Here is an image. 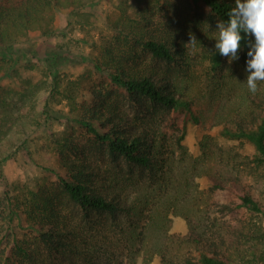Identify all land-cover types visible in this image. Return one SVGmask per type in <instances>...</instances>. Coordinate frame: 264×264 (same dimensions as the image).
I'll use <instances>...</instances> for the list:
<instances>
[{"label": "trees", "instance_id": "obj_1", "mask_svg": "<svg viewBox=\"0 0 264 264\" xmlns=\"http://www.w3.org/2000/svg\"><path fill=\"white\" fill-rule=\"evenodd\" d=\"M103 1L0 0V264H50L46 258L69 255L87 256L88 263L94 264L98 261L93 255L100 252L109 260L115 243L109 234L114 230L116 240L133 246L139 225L142 230H160L162 240L154 246L147 244V252L159 255L161 264H264V224L252 217L264 214V89L255 94L243 89L239 101L229 107L219 104L222 99L213 93L218 105L212 112L213 107L204 108L190 92L175 85L170 74L145 65L147 54L182 69L193 64L195 58L179 35L175 16L174 22L167 24L174 31L155 24L153 15L163 8L166 13L173 12L171 0H147L139 10L127 12L118 7L106 15L98 36L83 38L96 51L90 67L127 95L148 98L180 114L178 147L182 155L186 148L180 141L187 123L202 125L208 120L221 124L220 134L225 139L251 144L252 153L214 150L207 135L201 154L176 170L162 136L125 111L110 107L101 88L85 87L79 77L62 81L54 76L51 90L44 95L42 84L30 77L19 81L13 75L16 66L35 56L22 46L31 31L61 38L66 30H59L55 23L61 9L67 10L65 28L92 26ZM188 3L195 17L211 24L227 20L226 13L235 6V0ZM240 34L243 39L237 56L246 65L248 43L254 42V37ZM214 46L206 48L203 58L221 79L228 57ZM2 81H11L12 86ZM56 97L75 113L70 116L68 134L81 129L92 142L106 148L111 158L108 171L82 157L84 148L68 134L50 135L53 149L42 161L30 151L31 133L50 127L56 117L51 111ZM25 107L30 112H24ZM21 152L41 166V178L33 187H21L4 175V163ZM52 173L57 180L46 182ZM143 173L150 184L142 183ZM197 173L206 175L212 188L232 189L237 199L224 207L251 214L236 230L224 232L209 218L213 203L190 201L192 189H196L191 179ZM129 187L136 190L134 196L127 192ZM76 211L81 212L78 220L73 217ZM171 212L187 224L182 241L189 249L183 257L167 247L166 239L177 234L162 230Z\"/></svg>", "mask_w": 264, "mask_h": 264}, {"label": "rangeland", "instance_id": "obj_2", "mask_svg": "<svg viewBox=\"0 0 264 264\" xmlns=\"http://www.w3.org/2000/svg\"><path fill=\"white\" fill-rule=\"evenodd\" d=\"M171 1L173 12L170 10V14L166 13L163 8L160 14L153 15L155 24L158 27H165L174 31L167 24L171 21L174 22L173 17L175 16V21L178 22L176 27L179 35L185 39L186 43L188 44L189 42L190 34L195 36L196 44L187 45L195 58L193 64L189 68L182 69L178 64L169 65L162 60L150 58L148 54L143 57L144 64L170 74L175 85H178L179 88L186 92H190L198 99L199 103L205 106L204 108L213 107L211 108L212 112L218 105L215 102L216 99L213 93H217L219 99H222L219 104L229 107L232 103H236L239 101L243 89H248L246 85V77L248 75L245 70L246 65H243L238 59L230 61L228 58L227 65L223 67L224 69L221 72L222 78L219 79L218 75L213 74L207 60L203 57L205 56L206 48L215 44L216 23L211 24L205 18L195 17L188 0ZM146 2L147 0H104L99 6L98 18L92 26L84 28L78 26L73 30L65 28L67 10L61 9L56 16L55 23L59 30H66V33L61 38H56L45 37L40 35L38 31H31L25 38V42L23 41L22 46L27 52L30 50L34 51L35 56L31 60H27L25 62L27 64L23 63V65L16 66L13 75L19 81L25 77H30L38 85L42 84V87L45 88L42 91L44 95H47L46 90H51L54 76L62 81L79 77V79L83 80L82 84L85 87L101 88L104 93L106 92V103L110 107L125 111L129 116L137 118L140 124L149 126L159 137L162 136L168 147L167 156L168 154L170 155L169 160L176 170H178L179 166L183 169L192 157H197L201 154V143L207 135L210 143L214 145V150L216 148H231V150L240 153H252L254 149L251 144L225 139L220 134L221 124H212V121L208 120L202 125L192 122L187 123L185 136L180 141L186 148V155H182L179 149L180 146L178 147V137L181 129L177 121H179L180 114L161 107L148 98L127 95L121 88L109 85V83L102 80L103 75H100L90 67L91 56L96 51L93 48L94 46L87 43L83 38H88L89 36L97 37L100 30L104 28L106 15L113 14L118 7H125L127 12H133L144 8ZM2 84L12 86L11 81H2ZM259 89H264V82H258ZM215 97L218 99L216 95ZM23 111L30 112L27 107ZM51 111L56 115V117H53L54 120L51 126L46 129L41 127V129L34 130L30 137V151L37 155L40 161H42L43 156L46 158L53 149V144L51 145L49 141L50 135L68 134V131H71L70 116L75 114L69 110L64 100H60L59 97H56L53 101ZM68 135L84 148L85 152L82 157L88 159L92 164L100 166L104 171L110 169L111 158L104 146H99L92 142L81 129H75L72 131V135ZM47 164H50V162H47ZM40 168L41 166H36L35 162L24 152L17 154L15 158L7 160L3 165L4 175L8 180L21 187H33L37 180L41 178ZM141 175L142 183L148 184L150 179L147 174L143 173ZM56 180L55 174L52 173L47 177L46 182L53 183ZM191 184L196 185V189H192L190 201L213 203L210 207L209 218L221 225L224 232L225 230H236L237 226L242 224L249 215L251 216L249 212H244L243 214L223 206L237 199L229 186L212 188L210 179L206 175H199L198 173L191 179ZM135 191L134 188L129 187L127 192L134 196L136 194ZM74 214L73 217L78 220L77 218L80 217L81 212L76 211ZM252 217L264 224V214L254 213ZM165 222L167 225L165 224L162 230L177 234L172 240L166 237L167 247L171 248V251H177L175 253H178L181 257L187 255L189 248L182 241V237L187 231V224L184 218L171 212ZM134 231L136 238L133 246H129L125 243L121 244L119 239L116 240L114 236L117 233L113 230L111 235L109 234V239L115 242L112 244L111 258L105 260L107 259L106 254L100 252L98 255H93L98 261L94 262V264H161L159 255L155 252L152 255L147 252V244L154 246L159 243V240H162L159 235L160 230L156 231L148 227H143L142 230L139 225ZM177 246H180V248L176 249ZM151 251H154V248ZM45 254L46 252L43 253V255ZM46 260L50 264H89L87 256L69 255L57 258L51 256V258H46Z\"/></svg>", "mask_w": 264, "mask_h": 264}, {"label": "clouds", "instance_id": "obj_3", "mask_svg": "<svg viewBox=\"0 0 264 264\" xmlns=\"http://www.w3.org/2000/svg\"><path fill=\"white\" fill-rule=\"evenodd\" d=\"M227 20H218L215 28V49L229 60L238 59L243 39L241 32L254 37L248 43L246 85L255 94L258 82H264V0H235V6L226 13ZM195 36L189 35L187 45H195Z\"/></svg>", "mask_w": 264, "mask_h": 264}]
</instances>
